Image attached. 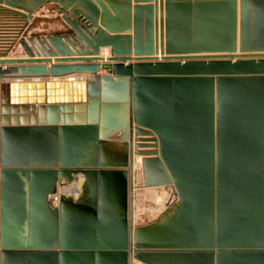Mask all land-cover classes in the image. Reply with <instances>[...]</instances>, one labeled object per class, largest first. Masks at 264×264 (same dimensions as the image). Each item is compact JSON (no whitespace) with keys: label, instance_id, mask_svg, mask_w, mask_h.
<instances>
[{"label":"water","instance_id":"95a60500","mask_svg":"<svg viewBox=\"0 0 264 264\" xmlns=\"http://www.w3.org/2000/svg\"><path fill=\"white\" fill-rule=\"evenodd\" d=\"M51 4L68 31L26 35ZM27 263L264 264V0H0V264Z\"/></svg>","mask_w":264,"mask_h":264},{"label":"crops","instance_id":"0c3cea01","mask_svg":"<svg viewBox=\"0 0 264 264\" xmlns=\"http://www.w3.org/2000/svg\"><path fill=\"white\" fill-rule=\"evenodd\" d=\"M61 16H62V13L56 9L55 5L51 4V5L46 6L45 8L42 9V12L38 16H36L34 21L30 24L26 32V35L37 36V35H46V34L55 33L54 32L55 30L64 27L63 24H61L63 22ZM24 56L25 55H24L23 49L20 46H18V50L15 51V57H24ZM54 58L55 57H52V59ZM69 77H78V78L83 77L87 79L89 78V75L88 73L75 74V75L67 76L66 78H69ZM12 80L13 79H1V82H10ZM43 80L50 81L52 80V77H46V78H43ZM219 162L220 160H218V163ZM243 162H249V161L244 160ZM128 178H129V175H128ZM79 180L81 183V181L84 180L83 176L81 175L75 176L74 179L71 181L66 180V181L60 182L57 188V192L50 197L51 198L50 204H49L50 207L54 209L55 208L58 209L61 203L67 202V203L75 204L81 198H83V196H85L86 188L84 187V185L83 186L79 185L80 184ZM145 191L146 190H135V198H134L135 208L134 209H135V218L137 220H139L138 218L142 212L138 208V205L139 203H142L144 201L143 195L145 194ZM165 193L164 191H162L161 194L165 195ZM167 197H169V195H167ZM174 202H175L174 200H171V204H174ZM136 222L139 223V221H136Z\"/></svg>","mask_w":264,"mask_h":264},{"label":"rangeland","instance_id":"374dc122","mask_svg":"<svg viewBox=\"0 0 264 264\" xmlns=\"http://www.w3.org/2000/svg\"><path fill=\"white\" fill-rule=\"evenodd\" d=\"M64 27L55 30L54 32H66L68 28L62 22ZM164 191V190H163ZM166 191H164L165 193ZM144 193V192H143ZM161 192L153 191H145L143 195V202L139 203L138 208L142 211L141 215L139 216V223H147L151 221L158 213H160L165 206V196H167V192L165 195H162ZM168 200V199H167Z\"/></svg>","mask_w":264,"mask_h":264},{"label":"bare ground","instance_id":"6f19581e","mask_svg":"<svg viewBox=\"0 0 264 264\" xmlns=\"http://www.w3.org/2000/svg\"><path fill=\"white\" fill-rule=\"evenodd\" d=\"M109 53V52H108ZM108 53H107V51H106V54L108 55ZM136 167H137V165H136ZM79 183H80V180H79ZM79 185H81V186H83V181H81V183L79 184ZM153 190H155V191H157V192H161V191H163V190H161V191H159V190H157V189H148V191H153ZM147 191V190H146ZM167 192V191H166ZM168 194L167 195H170V192H167ZM169 197H167V196H165V202L167 201V199H168Z\"/></svg>","mask_w":264,"mask_h":264}]
</instances>
